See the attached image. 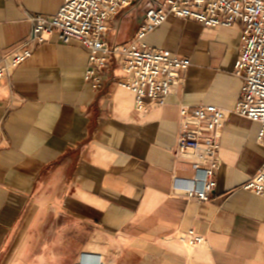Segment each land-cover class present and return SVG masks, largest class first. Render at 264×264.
<instances>
[{
  "label": "crops",
  "instance_id": "1",
  "mask_svg": "<svg viewBox=\"0 0 264 264\" xmlns=\"http://www.w3.org/2000/svg\"><path fill=\"white\" fill-rule=\"evenodd\" d=\"M64 1L0 0V64L29 37L32 16L53 17ZM149 1L111 19L108 42L130 44ZM241 34V23L206 27L173 15L148 33L145 45L191 66L166 104L145 114L120 87L118 60L94 89L88 48L57 34L0 80V261L19 233H40L53 216L69 221L55 225V264H264V197L242 188L264 164L261 124L233 113ZM203 105L226 113L208 202L173 188L174 176L207 166L202 153H175L181 107ZM189 230L205 242L188 247Z\"/></svg>",
  "mask_w": 264,
  "mask_h": 264
},
{
  "label": "built area",
  "instance_id": "2",
  "mask_svg": "<svg viewBox=\"0 0 264 264\" xmlns=\"http://www.w3.org/2000/svg\"><path fill=\"white\" fill-rule=\"evenodd\" d=\"M133 1L65 0L53 17L32 16L29 37L4 54L0 80L8 78L30 59L39 44L57 34L63 44L77 42L88 48L85 80L94 89L100 87L101 75L107 66L118 60L119 85L135 94V110L145 114L152 103L166 104L173 88L181 83L182 74L191 66L190 59L145 45L143 39L148 33L164 24L170 15L194 20L206 27H233L241 23L235 73L243 79V86L233 113L261 124L258 141L264 146V0H150L131 43L113 45L107 40L108 23ZM225 121L226 113L213 105L181 107L175 153L180 157L190 151L202 153L207 166L196 168L191 179L174 176L175 192L189 200H210L216 185L214 177L219 165L216 160ZM242 188L264 197V164ZM182 239L190 248L205 242L194 230H189Z\"/></svg>",
  "mask_w": 264,
  "mask_h": 264
},
{
  "label": "rangeland",
  "instance_id": "3",
  "mask_svg": "<svg viewBox=\"0 0 264 264\" xmlns=\"http://www.w3.org/2000/svg\"><path fill=\"white\" fill-rule=\"evenodd\" d=\"M63 223H69V221L64 218L55 220L53 216H48L40 233H19L12 246L3 255L0 264H55L53 254L63 251L53 248L54 229L55 225ZM80 264H99V259H88L86 263Z\"/></svg>",
  "mask_w": 264,
  "mask_h": 264
}]
</instances>
